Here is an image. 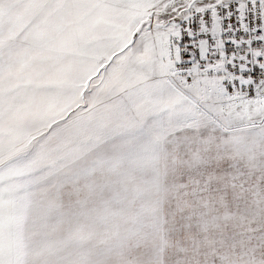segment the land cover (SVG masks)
Masks as SVG:
<instances>
[{
	"label": "snow or ice",
	"instance_id": "snow-or-ice-1",
	"mask_svg": "<svg viewBox=\"0 0 264 264\" xmlns=\"http://www.w3.org/2000/svg\"><path fill=\"white\" fill-rule=\"evenodd\" d=\"M0 264H264V0H0Z\"/></svg>",
	"mask_w": 264,
	"mask_h": 264
}]
</instances>
